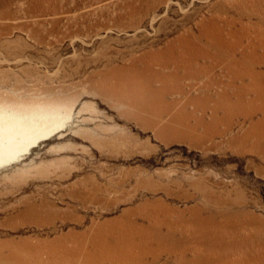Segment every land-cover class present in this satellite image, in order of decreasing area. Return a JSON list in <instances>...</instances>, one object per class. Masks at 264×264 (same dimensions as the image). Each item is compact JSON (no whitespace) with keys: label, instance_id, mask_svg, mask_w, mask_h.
<instances>
[{"label":"rangeland","instance_id":"374dc122","mask_svg":"<svg viewBox=\"0 0 264 264\" xmlns=\"http://www.w3.org/2000/svg\"><path fill=\"white\" fill-rule=\"evenodd\" d=\"M0 264H264V0H0Z\"/></svg>","mask_w":264,"mask_h":264}]
</instances>
